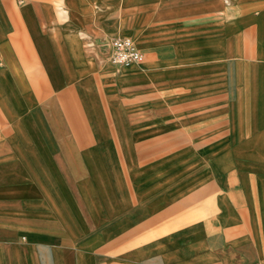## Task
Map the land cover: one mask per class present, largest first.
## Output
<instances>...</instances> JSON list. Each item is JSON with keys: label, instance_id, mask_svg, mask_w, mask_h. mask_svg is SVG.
Instances as JSON below:
<instances>
[{"label": "crops", "instance_id": "0c3cea01", "mask_svg": "<svg viewBox=\"0 0 264 264\" xmlns=\"http://www.w3.org/2000/svg\"><path fill=\"white\" fill-rule=\"evenodd\" d=\"M226 137L264 138V0H0V264H264V175L197 161Z\"/></svg>", "mask_w": 264, "mask_h": 264}, {"label": "rangeland", "instance_id": "374dc122", "mask_svg": "<svg viewBox=\"0 0 264 264\" xmlns=\"http://www.w3.org/2000/svg\"><path fill=\"white\" fill-rule=\"evenodd\" d=\"M151 30L150 36L152 38L157 37V29L156 25L150 26ZM155 28V29H152ZM136 42V45L139 47L143 45L142 40H139L138 38H135L134 40ZM143 49V48H142ZM144 60H147L149 56L154 57L157 56L158 51L157 47L149 48V49H143L142 51ZM129 67V66H128ZM145 64L141 65L140 67H137L139 69L144 70ZM141 70V71H142ZM236 120L235 118H231V122L234 123ZM49 130V129H48ZM53 130H56L53 128ZM59 130L62 131V127L59 126ZM208 152V154H207ZM198 164H206L213 167L214 172L212 173L213 177L216 180H222L227 179V174L230 172L229 170L235 169V171H243L249 170L253 171L259 175H264V138L253 141L250 140H238L231 137H226L224 139L214 140L211 145H209V150H202L199 151V154L197 156ZM200 171H198L199 173ZM92 174V173H91ZM101 174L100 178L104 179L105 173H97ZM119 179H121L122 173H118ZM99 176H97L98 178ZM224 188H215V190H222ZM172 189H168L167 192L171 191ZM174 191V190H172ZM192 220H183L182 223H189L193 222ZM157 225V221L151 225V230H153L151 234L147 237H145V240L150 239H156L160 236H163L167 232L169 233L170 230H173L174 225L172 226H166V228H162L160 231L155 232L154 226ZM136 237V235L134 236ZM134 242H137V239H133ZM132 242V241H131ZM157 240L154 242L156 243ZM163 242V241H162ZM142 243V242H141Z\"/></svg>", "mask_w": 264, "mask_h": 264}, {"label": "built area", "instance_id": "2783aa9c", "mask_svg": "<svg viewBox=\"0 0 264 264\" xmlns=\"http://www.w3.org/2000/svg\"><path fill=\"white\" fill-rule=\"evenodd\" d=\"M143 53L129 36H115L110 40V62L113 65L128 67L143 61Z\"/></svg>", "mask_w": 264, "mask_h": 264}]
</instances>
